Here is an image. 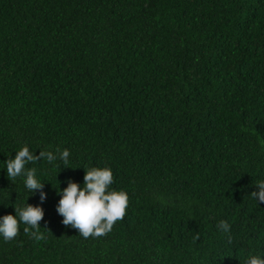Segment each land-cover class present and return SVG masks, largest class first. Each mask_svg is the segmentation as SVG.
Returning <instances> with one entry per match:
<instances>
[{
    "label": "trees",
    "instance_id": "trees-1",
    "mask_svg": "<svg viewBox=\"0 0 264 264\" xmlns=\"http://www.w3.org/2000/svg\"><path fill=\"white\" fill-rule=\"evenodd\" d=\"M23 146L70 153L26 166L43 202L7 177ZM91 167L110 168L129 205L85 239L56 209ZM257 181L264 0H0V217L40 206L46 237L21 223L0 236V264H244L264 257Z\"/></svg>",
    "mask_w": 264,
    "mask_h": 264
},
{
    "label": "clouds",
    "instance_id": "clouds-1",
    "mask_svg": "<svg viewBox=\"0 0 264 264\" xmlns=\"http://www.w3.org/2000/svg\"><path fill=\"white\" fill-rule=\"evenodd\" d=\"M70 153L67 149L52 151L41 150L39 156L35 155L28 146H23L16 152L14 158L5 161L7 177L14 182L17 177H24V185L30 193L40 192V200L46 199L42 181L36 178V169L26 167L30 163L46 160L52 164L57 159L69 164ZM114 183L113 172L108 167H91L85 169L83 187L69 180L67 187L63 188L57 205V213L63 217L65 227H71L79 232L85 239L99 238L107 235L114 225L123 220L126 208L129 205L128 194L121 190L111 188ZM255 185L259 191L252 192L250 196L264 203V181H257ZM15 215L7 214L0 217V236L8 242L20 234V224L25 227L23 232L33 237L36 241L45 240V235L40 231V222L44 218V210L40 206L25 203L23 206L14 205ZM217 227L228 234V242H232L230 224L220 221ZM48 230L47 228H45ZM50 231V230H48ZM199 239V235L195 237ZM244 264H264V257L250 254Z\"/></svg>",
    "mask_w": 264,
    "mask_h": 264
}]
</instances>
